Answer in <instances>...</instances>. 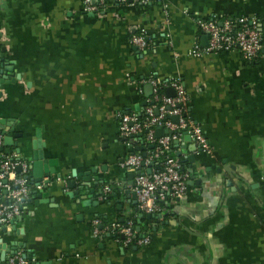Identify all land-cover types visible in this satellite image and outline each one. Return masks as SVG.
<instances>
[{"label": "crops", "instance_id": "obj_1", "mask_svg": "<svg viewBox=\"0 0 264 264\" xmlns=\"http://www.w3.org/2000/svg\"><path fill=\"white\" fill-rule=\"evenodd\" d=\"M81 1L0 0V120L21 135L10 154L30 164L40 129L43 158L55 161L40 200L28 170L29 194L0 232L2 251L12 247L30 264H264V49L251 62L235 52L188 54L206 46L196 20H264V0L108 3L98 13H84ZM137 33L147 51L129 44ZM146 79L180 83L212 152H189L187 135L171 144L185 193L161 200L160 217L137 221L148 245L123 248L92 235L91 221L140 218L134 172L120 163L145 145L137 135L126 146L117 117L142 112ZM104 185L111 192L100 201Z\"/></svg>", "mask_w": 264, "mask_h": 264}, {"label": "built area", "instance_id": "obj_2", "mask_svg": "<svg viewBox=\"0 0 264 264\" xmlns=\"http://www.w3.org/2000/svg\"><path fill=\"white\" fill-rule=\"evenodd\" d=\"M82 0L84 13H98L105 9L106 4L117 5H147L154 0ZM197 29L206 37V46L200 48L194 44L188 54L199 57L203 54L219 52H235L245 62L255 60L264 49L262 27L264 20L256 17H240L236 19L196 20ZM129 44L137 51L149 49L142 33L134 34ZM151 89L142 109L143 119L139 114H126L117 117L119 137L126 146L131 139L140 135L145 145L143 152L128 153L120 163V167L137 173L133 177L131 191L135 197L136 213L155 215L160 212L159 202L163 199H180L186 189V174L182 172L176 159L170 155V145L178 141L181 135H187L196 149L209 155L212 147L207 143L201 128L186 114L187 98L183 87L177 80L159 81L146 79L140 82ZM164 88H170L172 96L163 93ZM140 92V89H138ZM174 119V121L172 120ZM163 129L166 133L155 137V130ZM1 144V140H0ZM27 161L15 154L1 155L0 158V226L8 224L21 214V206L28 197L30 183L28 179ZM42 184L35 186L41 189ZM111 192V186L104 185L98 192V200H105ZM131 219L123 226L112 222L104 227L98 220L91 221V231L94 236L111 237V241L127 247H143L148 245V235L136 231ZM120 235V240L114 238ZM113 237V238H112ZM0 264H30L23 255L14 253L7 256Z\"/></svg>", "mask_w": 264, "mask_h": 264}, {"label": "water", "instance_id": "obj_3", "mask_svg": "<svg viewBox=\"0 0 264 264\" xmlns=\"http://www.w3.org/2000/svg\"><path fill=\"white\" fill-rule=\"evenodd\" d=\"M4 72H6V76H10V71L7 68L3 69ZM9 73V74H8ZM2 74V71L0 70V75ZM6 82L7 79L0 77V85ZM149 86H146L145 88V94L147 95L149 93ZM166 96H172V91L168 89L167 91H164ZM145 104V103H144ZM142 104V105H144ZM174 121V119L172 118ZM13 127L12 124H10L9 121H4L0 120V158L1 154L2 155H8L10 154V147L14 148L15 153H19V147L17 146L16 139H19L21 137L20 134L14 133L13 132ZM184 141H188L189 138L187 136L183 137ZM173 145H177L178 142L174 141L172 142ZM42 148H43V143L41 142V135H40V129H36L34 131V138L30 141V164L28 168L30 169V183L32 184L33 187L37 186L38 184L42 183L43 184H48L49 183V178L50 176L54 175V166H55V161L53 160H46L43 158V153H42ZM187 150L189 152L195 151V146H188ZM191 160V157H189ZM137 173H134V175ZM45 178V181H42V179ZM41 192V189L39 191H35L34 189L31 191V198H36L40 200V194L38 193ZM40 202V201H39ZM161 215H146V218H153V217H160ZM16 219H19V216L14 218L10 223V225H13L14 221ZM138 223V222H137ZM136 231H139V227H135ZM6 229L5 227H0V232H4ZM11 230H14L13 227H11ZM3 245H0V262H3L6 260L7 256L13 255L15 253L14 248L10 247V249H7V251H2Z\"/></svg>", "mask_w": 264, "mask_h": 264}, {"label": "trees", "instance_id": "obj_4", "mask_svg": "<svg viewBox=\"0 0 264 264\" xmlns=\"http://www.w3.org/2000/svg\"><path fill=\"white\" fill-rule=\"evenodd\" d=\"M218 22H220V21H218ZM138 116H139V119H140V120L143 119L142 112H140ZM170 148H171V145H170ZM170 148H169V149H170ZM130 153H132V152H130ZM133 153H136V152L133 151ZM145 216H146V215H142V216L139 218V220H137V219L134 218V217H129V219H131L133 225L136 226V225H137V221H139V223H140V222H144V221H146V222L148 221V220H146V219H148V218H146ZM127 219H128V218H127ZM127 219H125V220H123L122 222H119V223L117 222V224H119L120 226H123L124 223H125V221H126ZM99 225H100L101 227H104V226H106V222H105L104 220H101V219H100ZM140 233H141V232H140ZM110 238H111V237H110ZM112 238H113V237H112ZM114 238H116L117 240H120V235H115Z\"/></svg>", "mask_w": 264, "mask_h": 264}]
</instances>
